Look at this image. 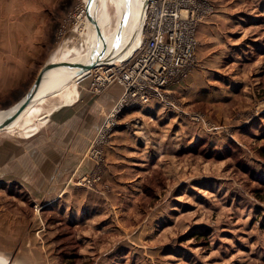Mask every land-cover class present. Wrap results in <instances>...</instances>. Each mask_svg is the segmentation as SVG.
<instances>
[{"label": "rangeland", "instance_id": "obj_1", "mask_svg": "<svg viewBox=\"0 0 264 264\" xmlns=\"http://www.w3.org/2000/svg\"><path fill=\"white\" fill-rule=\"evenodd\" d=\"M96 1L0 0V111L68 48L105 50L119 23L135 19L133 4L123 15L116 0H99L98 21ZM209 1L198 67L173 91L177 105L124 110L99 141V170L72 177L69 196L38 207L59 244V259L44 255L42 264H264V0ZM86 18L99 47L88 48ZM86 79L92 88L94 76Z\"/></svg>", "mask_w": 264, "mask_h": 264}, {"label": "crops", "instance_id": "obj_2", "mask_svg": "<svg viewBox=\"0 0 264 264\" xmlns=\"http://www.w3.org/2000/svg\"><path fill=\"white\" fill-rule=\"evenodd\" d=\"M92 11L99 21V0ZM85 25L88 48L99 47L97 32L87 18ZM119 34L120 23L111 46ZM67 52L81 54L75 47L68 48ZM182 80L167 88L170 95ZM46 91L29 103L13 124V131L0 130V255L20 264H37L36 261L42 264L40 258L51 253L58 257L57 236L38 207L41 204L51 207L64 195L69 196L73 190L69 187L72 177L88 175L94 172L95 166V170H99L97 161L94 158L90 160L87 147L105 115L121 98L124 86L117 81L99 93L84 77L58 83L51 92ZM157 100L155 98L142 105L137 102L126 111L134 107L161 111V101ZM126 130L116 131L120 133H115L116 148L120 149L121 133ZM85 192L88 202L91 191ZM96 197L92 200L95 205L99 203V195ZM74 202L77 206L83 203L81 199Z\"/></svg>", "mask_w": 264, "mask_h": 264}, {"label": "built area", "instance_id": "obj_3", "mask_svg": "<svg viewBox=\"0 0 264 264\" xmlns=\"http://www.w3.org/2000/svg\"><path fill=\"white\" fill-rule=\"evenodd\" d=\"M209 0H146L141 43L128 57L99 65L86 76H94L92 89L102 92L119 81L124 93L101 121L94 137L91 157L99 162V141L108 140L128 107L161 99L175 107L177 99L167 88L198 67L200 23L211 13ZM87 179L93 186L94 179ZM80 181V180H78Z\"/></svg>", "mask_w": 264, "mask_h": 264}, {"label": "bare ground", "instance_id": "obj_4", "mask_svg": "<svg viewBox=\"0 0 264 264\" xmlns=\"http://www.w3.org/2000/svg\"><path fill=\"white\" fill-rule=\"evenodd\" d=\"M119 4L122 5V13L123 15L128 12L126 8L127 3H131L134 5L136 10V16L133 21V24L129 25L127 28L123 25H120V34L118 36L117 41L109 48L105 50H93L87 53L81 54H71L65 59H61L53 64L48 65L37 77L36 82L39 83L40 88L35 94V96L31 97L24 109L11 120L6 128L12 126L19 118L22 116L24 110L32 103L35 99L39 98L45 90L54 86V84H58L64 81H67L72 78V68L77 66L79 63H88V62H109L111 60H121L128 57L134 50H136L140 43L141 38H139L138 34L140 33V28L143 22L144 9L146 0H116ZM122 15V14H121ZM104 64V63H103ZM75 79V78H74ZM11 107L7 110L0 111V123L4 121V119L10 114ZM13 125L12 127H14ZM0 264H6L4 262H0Z\"/></svg>", "mask_w": 264, "mask_h": 264}, {"label": "water", "instance_id": "obj_5", "mask_svg": "<svg viewBox=\"0 0 264 264\" xmlns=\"http://www.w3.org/2000/svg\"><path fill=\"white\" fill-rule=\"evenodd\" d=\"M88 7V5H87ZM86 7V11L88 12V8ZM88 15V14H87ZM88 17L91 18V16L88 15ZM141 34H142V26L140 28V33L138 34L139 38H141ZM106 63L101 61L98 62H88V63H79L77 64V66L72 68V78H75L76 80L82 79L84 77H86L91 70L95 69L96 67H98L99 65ZM47 70H44V68L41 70V72H44ZM40 72V73H41ZM39 73V74H40ZM41 85H39L38 82H34V84L31 86L30 90L26 93V95H24L15 105H13L11 108V112L10 114L4 119V121L2 123H0V130L5 129L6 126L8 125V123L14 119V117H16L18 114L21 113V111L24 109L27 101L35 96V94L37 93V91L39 90Z\"/></svg>", "mask_w": 264, "mask_h": 264}, {"label": "trees", "instance_id": "obj_6", "mask_svg": "<svg viewBox=\"0 0 264 264\" xmlns=\"http://www.w3.org/2000/svg\"><path fill=\"white\" fill-rule=\"evenodd\" d=\"M58 245H59V244H58ZM58 245H57V248L59 247ZM59 264H62V263H59Z\"/></svg>", "mask_w": 264, "mask_h": 264}]
</instances>
